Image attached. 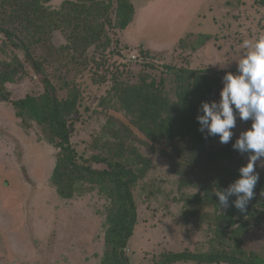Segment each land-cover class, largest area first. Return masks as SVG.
I'll return each instance as SVG.
<instances>
[{"label":"rangeland","instance_id":"rangeland-1","mask_svg":"<svg viewBox=\"0 0 264 264\" xmlns=\"http://www.w3.org/2000/svg\"><path fill=\"white\" fill-rule=\"evenodd\" d=\"M61 1L51 0L50 5L59 8ZM131 2L130 24L124 30L109 27V44L89 48L88 64L80 61L71 66L61 52L47 68L51 82L63 86L58 89L60 97L66 96L68 88L78 93L70 121V141L78 160L103 168L104 163L91 157L110 156L108 149L120 143L139 153L138 159L125 153L145 170L133 190L137 220L125 248L128 263L160 264L163 252L232 250L238 239L247 257L264 264V216L243 218L233 234L220 235L213 216L221 207L184 200L198 189L181 186V176L171 169L166 156L140 139L135 129L124 130L130 116L114 96L116 86L145 88V82L153 79L157 89L162 87L161 93L174 100V75L168 66L214 74L218 82L211 97L218 100L222 76L237 71L242 42L264 34V0ZM109 15L113 20L114 11ZM51 41L58 47L66 38L56 30ZM33 48L44 55L39 47ZM13 54L23 69L7 83L12 97L43 90L22 53L9 47L0 34V60H10ZM249 126L250 121L237 118L232 139ZM59 153V147L45 141L40 126L17 117L11 103L0 102V264H102L109 201L98 190L60 198L50 182ZM243 158L247 161L245 154ZM257 167L264 169L259 162ZM221 228L229 231L224 225Z\"/></svg>","mask_w":264,"mask_h":264},{"label":"trees","instance_id":"trees-1","mask_svg":"<svg viewBox=\"0 0 264 264\" xmlns=\"http://www.w3.org/2000/svg\"><path fill=\"white\" fill-rule=\"evenodd\" d=\"M51 0H0V34L9 47L19 50L38 78L43 90L13 98L7 83L14 81L22 71L20 58L13 54L10 60H0V102H9L19 118L34 121L43 131L47 143L60 148L50 182L62 199H72L76 194L98 190L109 201L105 216L104 251L102 264H129L125 248L131 237L137 208L134 186L144 177L145 170L137 168L134 160L125 153L139 158L131 146L124 149L122 143L109 148L110 156L94 155V162L104 163L103 168L78 160L70 141V121L78 106L79 96L68 88L65 97L47 75L49 64L59 58H69V64L83 61L92 46L96 49L109 44L108 29L124 30L132 21L134 7L131 0H62L59 8L50 5ZM114 11L112 20L109 12ZM60 30L66 43L58 47L52 43L53 32ZM39 47L44 55L36 54ZM93 61H95L93 59ZM88 62V63H87ZM97 63V62H96ZM174 75L175 99L170 100L157 89L155 81L145 82V88L137 86L115 87L114 96L130 119L123 126L128 133L135 129L140 139L170 160L171 169L179 176L181 186H193L197 192L187 196V203L218 207L213 194L218 188H226L239 176V167L246 163L243 154L234 150L232 139L228 144L219 142L217 136L199 131L196 119L201 101L213 100L211 91L218 80L214 74L184 71L165 66ZM214 73V72H212ZM161 83V82H160ZM66 86H64L65 88ZM126 151V152H125ZM247 156V154H245ZM123 158V159H122ZM259 180L254 197L245 212H240L229 200L227 208H221L213 216L220 235H231L238 230L243 218L255 214L264 216V169L256 167ZM222 225L229 229L222 230ZM236 239L232 250L222 249L204 253L188 250L163 252L160 264L195 262L197 264H257L241 249ZM156 264V263H152Z\"/></svg>","mask_w":264,"mask_h":264},{"label":"clouds","instance_id":"clouds-1","mask_svg":"<svg viewBox=\"0 0 264 264\" xmlns=\"http://www.w3.org/2000/svg\"><path fill=\"white\" fill-rule=\"evenodd\" d=\"M241 47L237 71L224 73L219 99L201 101L196 119L201 133L217 136L222 144L232 141L237 118L250 121L232 142L234 150L247 154L246 163L226 188L213 192L221 208H227L235 197L231 203L243 213L255 195L258 162L264 167V34L244 40Z\"/></svg>","mask_w":264,"mask_h":264}]
</instances>
